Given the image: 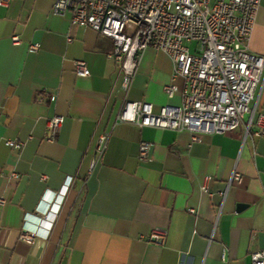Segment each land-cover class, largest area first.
Masks as SVG:
<instances>
[{
  "label": "crops",
  "instance_id": "0c3cea01",
  "mask_svg": "<svg viewBox=\"0 0 264 264\" xmlns=\"http://www.w3.org/2000/svg\"><path fill=\"white\" fill-rule=\"evenodd\" d=\"M53 6L54 0L0 6V197L6 200L0 264H252L251 251L264 249V138L245 140L241 128L192 142L187 131L118 122L126 99L151 103L154 113L182 104L181 92L168 98L163 90L173 83L183 88L182 79H172V60L146 48L126 95L109 59L112 39L73 25ZM249 49L264 56V0ZM76 61L86 62L89 77H77ZM41 95L55 100L40 103ZM258 109L264 112V89ZM54 116L63 124L51 143ZM103 134L108 147L89 176ZM141 143L152 145L146 161L139 158ZM235 169L242 179L229 189L215 228L220 193ZM68 177L74 181L48 239L20 240L25 219H36L46 193L59 195V203ZM206 177L212 196L201 191ZM153 229L166 231L163 247L139 241Z\"/></svg>",
  "mask_w": 264,
  "mask_h": 264
},
{
  "label": "built area",
  "instance_id": "2783aa9c",
  "mask_svg": "<svg viewBox=\"0 0 264 264\" xmlns=\"http://www.w3.org/2000/svg\"><path fill=\"white\" fill-rule=\"evenodd\" d=\"M12 0H0L8 7ZM24 1V0H21ZM262 0H54L56 15H70L73 25L89 27L113 41L109 55L122 75V88L128 95L146 48L164 52L174 64L173 81L180 78L183 88L165 85L168 98L181 92L182 104L165 106L154 113L151 103L125 100L118 122L139 128L151 127L175 132L187 131L192 142L202 135L228 134L244 130L243 138H264V112L259 111L264 89V56L251 53L249 42L256 26ZM19 44V37L12 38ZM69 42L71 40L69 39ZM39 45H31L37 53ZM75 72L79 78L90 76L86 62L76 61ZM55 97L41 95L43 103ZM63 124L62 116L48 121V142H54ZM109 134L99 137L95 155L89 167L91 176L101 162L109 142ZM7 146L20 149L23 143L7 141ZM152 149L150 143H141L139 158L146 161ZM43 179H46L43 177ZM241 174L235 169L228 182L215 228L229 189L239 183ZM74 179L68 177L59 203L55 196L46 193L36 214L25 219L19 238L27 243L48 239L60 211L64 194ZM205 178L201 191L209 194ZM49 192V191H48ZM6 200L0 197V207ZM189 214L196 215L195 209ZM166 231L153 229L139 241L163 247ZM252 264H264V249L251 251Z\"/></svg>",
  "mask_w": 264,
  "mask_h": 264
},
{
  "label": "water",
  "instance_id": "95a60500",
  "mask_svg": "<svg viewBox=\"0 0 264 264\" xmlns=\"http://www.w3.org/2000/svg\"><path fill=\"white\" fill-rule=\"evenodd\" d=\"M239 208H241V209H242V208H243V206H240Z\"/></svg>",
  "mask_w": 264,
  "mask_h": 264
}]
</instances>
